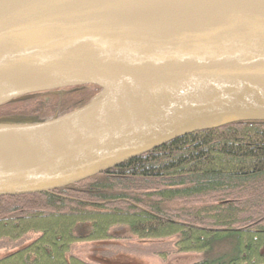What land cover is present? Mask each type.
<instances>
[{
    "label": "water",
    "instance_id": "obj_1",
    "mask_svg": "<svg viewBox=\"0 0 264 264\" xmlns=\"http://www.w3.org/2000/svg\"><path fill=\"white\" fill-rule=\"evenodd\" d=\"M81 85L100 92L78 110L0 123V197L264 121V0H0V106Z\"/></svg>",
    "mask_w": 264,
    "mask_h": 264
},
{
    "label": "trees",
    "instance_id": "obj_2",
    "mask_svg": "<svg viewBox=\"0 0 264 264\" xmlns=\"http://www.w3.org/2000/svg\"><path fill=\"white\" fill-rule=\"evenodd\" d=\"M99 92L30 94L0 106V123L53 120ZM123 229L129 239L173 240L172 254L205 255L195 264H264V121L182 136L61 189L0 197V264H92L69 255L71 245L123 239ZM221 242L232 256L208 259Z\"/></svg>",
    "mask_w": 264,
    "mask_h": 264
},
{
    "label": "rangeland",
    "instance_id": "obj_3",
    "mask_svg": "<svg viewBox=\"0 0 264 264\" xmlns=\"http://www.w3.org/2000/svg\"><path fill=\"white\" fill-rule=\"evenodd\" d=\"M115 235L123 239L98 243H76L71 245L69 255L82 260L102 261L105 264H195L206 258L203 254H172L173 240L129 239L125 229ZM233 250L232 243L221 242L213 248L208 259L229 258ZM5 251L0 249V257L6 254Z\"/></svg>",
    "mask_w": 264,
    "mask_h": 264
},
{
    "label": "crops",
    "instance_id": "obj_4",
    "mask_svg": "<svg viewBox=\"0 0 264 264\" xmlns=\"http://www.w3.org/2000/svg\"><path fill=\"white\" fill-rule=\"evenodd\" d=\"M84 261H86V262H88V263H92V264H105V263L102 262V261H95V260H84Z\"/></svg>",
    "mask_w": 264,
    "mask_h": 264
}]
</instances>
